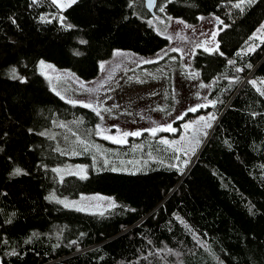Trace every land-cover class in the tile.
I'll use <instances>...</instances> for the list:
<instances>
[{"label":"trees","instance_id":"obj_1","mask_svg":"<svg viewBox=\"0 0 264 264\" xmlns=\"http://www.w3.org/2000/svg\"><path fill=\"white\" fill-rule=\"evenodd\" d=\"M238 3L156 0L151 15L144 0H78L61 12L50 0H0V264H264V42H253L264 0ZM156 15L216 18L217 49L192 57L215 106L112 156L70 157L64 142L99 118L55 94L38 63L90 81L116 51L154 56L170 46L147 22ZM209 112L217 121L187 163L159 142ZM67 163H86L87 177L59 178ZM90 194L112 206L91 215L49 199Z\"/></svg>","mask_w":264,"mask_h":264},{"label":"rangeland","instance_id":"obj_2","mask_svg":"<svg viewBox=\"0 0 264 264\" xmlns=\"http://www.w3.org/2000/svg\"><path fill=\"white\" fill-rule=\"evenodd\" d=\"M57 9L60 12L64 10ZM178 21L181 20L163 19L158 15L148 18L147 22L154 27V30L169 39L170 46L147 58L116 51L110 60L101 64L103 68H100L99 75L90 81L80 80L73 73L55 68L47 62H43V65L41 62L38 63L36 69L55 94L76 106L91 105L87 108L91 110L95 108L100 113L97 115L96 111H93L99 118V124L94 131L78 135L70 143L64 142L63 146L66 147L70 157L88 155L94 161L92 157L95 154H100L104 158L105 155L112 156L111 154L120 147L134 144L133 141L129 144V138L141 136H128L127 142L123 144L113 143L110 139L104 138V136H118L117 129L120 134L140 131L142 134L146 133L149 137H154L146 130L169 124L176 129L174 124L181 120L178 117L193 112L189 111L190 108L198 110L201 108L200 105L206 107L210 104L208 88L197 75L192 65V57L197 50L207 49V52H212L217 49V35L221 29L213 16H202L195 24L178 23ZM261 25H264V22ZM258 29L253 37L254 45L264 40V35ZM254 45L249 46L248 49H253ZM48 65L51 67H47ZM257 89L264 91V86H257ZM209 116L215 118L208 120ZM201 117L205 120H200ZM216 121V116L211 112L193 116L180 125V134L177 138L171 139L161 135L158 140L169 141L170 144L167 146L188 162V154L197 152L199 139L208 135V130ZM206 123L211 124V127H205ZM185 124L190 127L186 129ZM173 132L157 131L155 136ZM192 133L196 137H193ZM97 162L105 164L101 160ZM87 167L89 166L86 163H67L58 167L55 173L59 178L71 175L82 178L88 175ZM49 199L65 209L91 215H100L112 206L110 198L99 194L83 195L76 199L53 195Z\"/></svg>","mask_w":264,"mask_h":264},{"label":"snow or ice","instance_id":"obj_3","mask_svg":"<svg viewBox=\"0 0 264 264\" xmlns=\"http://www.w3.org/2000/svg\"><path fill=\"white\" fill-rule=\"evenodd\" d=\"M33 3L36 2V0H32ZM256 0H241V3L235 4L234 7L241 9V11H243V8L241 7V4L243 3H247L249 5L255 3ZM51 3L53 5H55L57 8L63 10L66 7H70L71 5L78 3V0H66V2H62V0H51ZM160 11H163V8L160 9ZM61 20H63V17H60ZM13 23H15V21H13ZM178 23H183V21H178ZM187 27V25H185ZM68 27H71V25H68ZM259 32H261L262 35H264V25H261L260 29H258ZM264 42V41H262ZM207 51V49H205ZM249 50H254V49H249ZM173 51H176V49H173ZM119 55V53H118ZM145 63H151V61H145ZM41 64L43 65V61H41ZM47 67H51V65H48ZM249 67H251V65H249ZM101 68H103V65H101ZM237 71H240L241 69H236ZM13 78H17L15 76V69H13ZM23 82V81H22ZM251 83H253V85L255 86V81H251ZM261 83H264V81H261ZM201 87H204V85H201ZM257 91H260L261 95H264V91H261L260 89H257ZM75 103V102H73ZM211 104V106H215V101H211L209 102ZM85 107H91V105H84ZM200 107H204V105H200ZM93 111H96L97 115H100L99 111H97L95 108L92 109ZM196 108H190L189 111H196ZM105 111H110V109H105ZM161 111H163V109H161ZM183 116L178 117V119H182ZM214 116H209L207 119L208 120H212L214 119ZM200 120H205L204 117H201ZM197 123H199V121H197ZM184 127L187 129L190 127V125L185 124ZM205 127H211V124L206 123ZM146 131H148L152 136H155L157 134V131H166V132H173L175 131V129L172 128L171 124L165 126V127H156V128H151V129H147ZM118 132V136H104L105 139H110L113 143H118V144H123L126 143L127 140L126 138L128 136H133V137H139L140 135H142V133L140 131H134V132H123L122 134H120L119 129H117ZM206 135V133H205ZM160 143L165 144V145H169L170 142L166 141V140H161ZM197 143H199V141H197ZM185 163H187V161H185ZM113 171H115L116 169H112ZM83 171V169L81 170ZM21 174H26L23 173L21 169L17 168L14 170V172L12 173V175H21ZM82 178H86V176H83ZM62 203V202H61ZM67 206V205H66ZM115 206V205H113ZM103 213H101L102 215Z\"/></svg>","mask_w":264,"mask_h":264},{"label":"water","instance_id":"obj_4","mask_svg":"<svg viewBox=\"0 0 264 264\" xmlns=\"http://www.w3.org/2000/svg\"><path fill=\"white\" fill-rule=\"evenodd\" d=\"M156 0H144L145 8L147 9V12H149L151 15L154 14V5Z\"/></svg>","mask_w":264,"mask_h":264}]
</instances>
